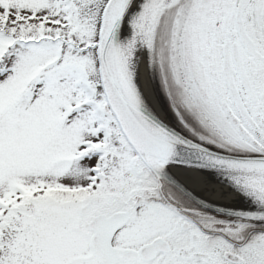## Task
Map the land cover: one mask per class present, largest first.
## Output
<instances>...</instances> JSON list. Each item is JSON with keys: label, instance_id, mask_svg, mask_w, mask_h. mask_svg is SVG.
I'll return each mask as SVG.
<instances>
[{"label": "snow or ice", "instance_id": "1", "mask_svg": "<svg viewBox=\"0 0 264 264\" xmlns=\"http://www.w3.org/2000/svg\"><path fill=\"white\" fill-rule=\"evenodd\" d=\"M0 264H264V0H0Z\"/></svg>", "mask_w": 264, "mask_h": 264}, {"label": "flooded vegetation", "instance_id": "2", "mask_svg": "<svg viewBox=\"0 0 264 264\" xmlns=\"http://www.w3.org/2000/svg\"><path fill=\"white\" fill-rule=\"evenodd\" d=\"M232 207L243 210L249 207V202L244 201L243 199H240V200L234 201Z\"/></svg>", "mask_w": 264, "mask_h": 264}]
</instances>
